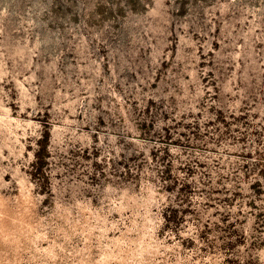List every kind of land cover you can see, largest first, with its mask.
Wrapping results in <instances>:
<instances>
[{"label":"rangeland","instance_id":"obj_1","mask_svg":"<svg viewBox=\"0 0 264 264\" xmlns=\"http://www.w3.org/2000/svg\"><path fill=\"white\" fill-rule=\"evenodd\" d=\"M0 264H264V0H0Z\"/></svg>","mask_w":264,"mask_h":264}]
</instances>
